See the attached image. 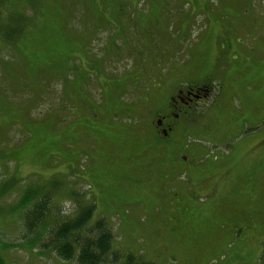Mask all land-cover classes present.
Returning <instances> with one entry per match:
<instances>
[{
  "label": "rangeland",
  "instance_id": "1",
  "mask_svg": "<svg viewBox=\"0 0 264 264\" xmlns=\"http://www.w3.org/2000/svg\"><path fill=\"white\" fill-rule=\"evenodd\" d=\"M20 1L2 0L8 10ZM39 1L21 63L7 51L0 66V257L77 264L27 234L33 188L55 195L60 216L90 201L116 248L156 264H264V68L247 85L236 77V63H264V0ZM208 79L193 131L219 130L179 167L150 119L116 108L157 86L166 104L175 88ZM194 157L206 164L194 170Z\"/></svg>",
  "mask_w": 264,
  "mask_h": 264
},
{
  "label": "trees",
  "instance_id": "2",
  "mask_svg": "<svg viewBox=\"0 0 264 264\" xmlns=\"http://www.w3.org/2000/svg\"><path fill=\"white\" fill-rule=\"evenodd\" d=\"M21 1L16 9L12 3V10H8L7 4L0 0L1 6L5 3L7 13L2 17L0 9L1 68L2 64L8 63V61L21 63L20 56L15 57L17 45L20 39L30 31L34 24L35 13L38 7L43 4L39 0H30L29 3L32 4L24 5L21 4ZM24 8L26 11L28 8L33 9V15L31 12L25 14ZM7 51H9L8 61L6 60ZM208 84L210 83L208 82ZM116 108L125 110L131 118L136 112L133 109L132 114L131 110H128L126 102L117 103ZM131 118L129 117V119ZM157 144L160 146L159 139H157ZM30 189L26 192L22 204L27 210L25 221L27 234H34L35 245H41L42 249L44 247L55 251L54 253L64 261L75 260L77 264H156L153 260L145 259L141 253L135 254L116 248L114 242L117 235L114 226L106 217L92 222L95 205L90 201L79 199L75 203L76 206L72 214L60 216L62 204L56 203L55 195L52 192ZM57 194L58 192H56ZM0 264L8 263L0 257Z\"/></svg>",
  "mask_w": 264,
  "mask_h": 264
},
{
  "label": "flooded vegetation",
  "instance_id": "3",
  "mask_svg": "<svg viewBox=\"0 0 264 264\" xmlns=\"http://www.w3.org/2000/svg\"><path fill=\"white\" fill-rule=\"evenodd\" d=\"M162 87L149 88L145 94L138 99L128 103V110H136L133 119L145 123L150 119L159 138V145L164 144L167 148H174L170 152H176L175 159L182 161V155L186 152L194 153L184 137L197 129L199 107L210 95L209 84L200 83L190 86H179L169 95L165 104L161 94ZM174 160V159H173Z\"/></svg>",
  "mask_w": 264,
  "mask_h": 264
},
{
  "label": "crops",
  "instance_id": "4",
  "mask_svg": "<svg viewBox=\"0 0 264 264\" xmlns=\"http://www.w3.org/2000/svg\"><path fill=\"white\" fill-rule=\"evenodd\" d=\"M249 60L251 62H254L251 57L249 58ZM236 65H237L236 77L238 79H241V78L242 79L243 78L248 79V81L245 85L254 81L259 76L260 71L264 68V63H236ZM248 86H250V85H248ZM243 117H244V115H243ZM244 121L246 123L255 122V121H251L249 118L247 120L244 119ZM205 126L206 127H203L202 129H205L208 131L213 129L212 123L209 124L208 126L205 124ZM235 130H238V132H241V124H240V128L239 129L235 128ZM226 160H227V158H222V157L219 158L220 162H226ZM203 163L206 164V162L204 161V162L200 163V165ZM171 164H172V167H179L180 166L179 162L176 160H172ZM227 172H229V171H227Z\"/></svg>",
  "mask_w": 264,
  "mask_h": 264
},
{
  "label": "bare ground",
  "instance_id": "5",
  "mask_svg": "<svg viewBox=\"0 0 264 264\" xmlns=\"http://www.w3.org/2000/svg\"><path fill=\"white\" fill-rule=\"evenodd\" d=\"M95 155V154H94Z\"/></svg>",
  "mask_w": 264,
  "mask_h": 264
}]
</instances>
